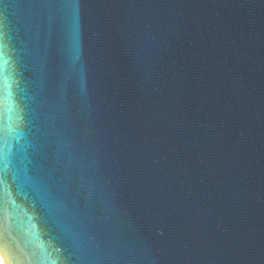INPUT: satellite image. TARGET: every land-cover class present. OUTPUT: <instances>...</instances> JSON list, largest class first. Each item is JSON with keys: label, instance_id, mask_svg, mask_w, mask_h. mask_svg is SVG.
Wrapping results in <instances>:
<instances>
[{"label": "water", "instance_id": "95a60500", "mask_svg": "<svg viewBox=\"0 0 264 264\" xmlns=\"http://www.w3.org/2000/svg\"><path fill=\"white\" fill-rule=\"evenodd\" d=\"M4 264H264V0H0Z\"/></svg>", "mask_w": 264, "mask_h": 264}, {"label": "bare ground", "instance_id": "6f19581e", "mask_svg": "<svg viewBox=\"0 0 264 264\" xmlns=\"http://www.w3.org/2000/svg\"><path fill=\"white\" fill-rule=\"evenodd\" d=\"M0 264H4L2 258L0 257Z\"/></svg>", "mask_w": 264, "mask_h": 264}]
</instances>
